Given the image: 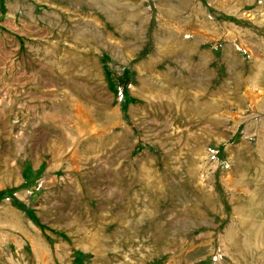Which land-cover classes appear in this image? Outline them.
<instances>
[{
	"label": "rangeland",
	"instance_id": "rangeland-1",
	"mask_svg": "<svg viewBox=\"0 0 264 264\" xmlns=\"http://www.w3.org/2000/svg\"><path fill=\"white\" fill-rule=\"evenodd\" d=\"M0 264H264V0H0Z\"/></svg>",
	"mask_w": 264,
	"mask_h": 264
}]
</instances>
